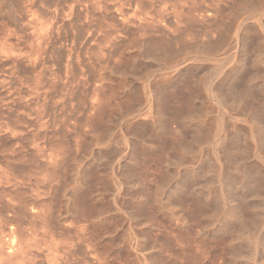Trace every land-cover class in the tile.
Wrapping results in <instances>:
<instances>
[{
	"label": "rangeland",
	"instance_id": "obj_1",
	"mask_svg": "<svg viewBox=\"0 0 264 264\" xmlns=\"http://www.w3.org/2000/svg\"><path fill=\"white\" fill-rule=\"evenodd\" d=\"M261 104L264 0H0V264L249 263L214 148Z\"/></svg>",
	"mask_w": 264,
	"mask_h": 264
},
{
	"label": "bare ground",
	"instance_id": "obj_2",
	"mask_svg": "<svg viewBox=\"0 0 264 264\" xmlns=\"http://www.w3.org/2000/svg\"><path fill=\"white\" fill-rule=\"evenodd\" d=\"M242 49H243V47H242ZM255 57H257V58H254L255 59L254 61L257 60V64L259 61L262 62V60H263L262 55H260V56L257 55ZM212 75L211 76L209 75L210 78L213 77ZM216 75H217V73H216ZM249 82H251V81H249ZM247 85H249V83ZM221 88H222V86H221ZM247 88H248V86H247ZM212 89H214V88H212ZM212 89L209 88V89H206V91H207L208 95H210V98H212V100L213 99H215V101L217 100L218 104H224L225 105L226 103H224V102L229 101L231 105L239 106L240 104L243 103V100H244L243 99L244 96L242 97L241 95H247V93H245V92H244L245 93L244 94L241 92L236 93V91L231 93V94H229V93L221 94L220 92H214ZM245 90H248V89H245ZM230 104L229 105L227 104V105L230 106ZM241 115H243V114H241ZM222 117H224V116H222ZM248 117L251 118L252 127L250 126L248 135L243 134V136L244 135L248 136L249 141L253 144V147H252L253 149H249L248 148L249 146H247L250 144V142H249V144L246 145L247 147L244 146L245 148H243V147L241 148V146L244 144H241V146L239 147V145H237L239 143V140H238L239 137L238 136L235 137L234 136L235 133H232L233 137H231V138L227 137L228 133L225 134V132H227V130L226 131L224 130L225 131V132H223L224 134L222 136H218L216 139V142H215L216 149L214 148V150H215L214 152H215V157H216L215 161L217 162V171H216V178L215 179L217 180V184H218L217 185L218 186V189H217L218 200H217V202L219 201V206H217V207H219L218 208L219 211H218V214L216 215V217H217V219H216L217 228L216 229L225 232L224 235L226 233H228L231 237V242H233V244L231 242L230 243L232 245H234V244L238 245V248L236 247L237 249L234 252L235 254L233 256H236L238 258L242 257V258H245L246 260H248L249 263H251V264H257V261L260 260V257L262 258V256H261V255H263L262 253H264L263 252L264 251V235H262L263 237H261L260 236L261 234L256 235L255 233H256V229H258V226L261 227L260 225L264 223V208H263L264 206L260 208V206H258L260 204L257 205V203H258V202H256L257 200H255L256 203H252L251 201L247 202L246 198L249 199L250 197L249 198L246 197L245 196L246 193L244 195L238 194V191H241L240 193H243V190H245V189L247 191L250 190L251 195L253 194L254 197L257 198V196H258L257 193H259V191H261V185L264 184V183H261L263 178H260L262 176L259 174L258 170H256V171L253 170L254 171L253 172L250 168L248 169V168H245L244 166L243 167L240 166L241 159H243V161H244V159H245L244 157H246V155L249 153V151L250 152L253 151V153L255 154L254 157H256V160H258L259 163H262V161H264L263 160L264 159L263 158V156H264L263 155L264 154V106L259 107L256 110L252 109L249 112ZM219 131H221V130L219 129ZM232 132H235V131L232 130ZM246 137L244 136L242 138L246 139ZM245 141H247V139ZM224 162L232 164L233 165L232 170L225 171L224 170ZM242 163L243 162H241V165H242ZM248 166L250 167V165H248ZM4 173H5V171H4ZM261 204H262V202H261ZM244 213H246V215H248V216L244 215ZM229 241H230V239H229ZM236 257H233V258H236ZM249 263H247V264H249ZM258 263H261V262L259 261Z\"/></svg>",
	"mask_w": 264,
	"mask_h": 264
}]
</instances>
